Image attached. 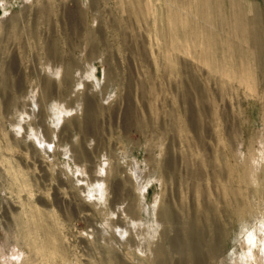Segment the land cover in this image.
<instances>
[{
	"label": "rangeland",
	"instance_id": "obj_1",
	"mask_svg": "<svg viewBox=\"0 0 264 264\" xmlns=\"http://www.w3.org/2000/svg\"><path fill=\"white\" fill-rule=\"evenodd\" d=\"M0 264H264V0H0Z\"/></svg>",
	"mask_w": 264,
	"mask_h": 264
},
{
	"label": "bare ground",
	"instance_id": "obj_2",
	"mask_svg": "<svg viewBox=\"0 0 264 264\" xmlns=\"http://www.w3.org/2000/svg\"><path fill=\"white\" fill-rule=\"evenodd\" d=\"M159 249H160V248H159ZM159 249H158V250H159ZM160 251H161V249H160Z\"/></svg>",
	"mask_w": 264,
	"mask_h": 264
}]
</instances>
